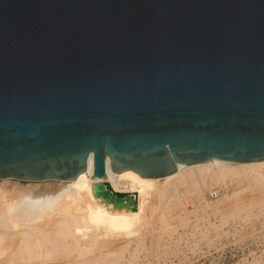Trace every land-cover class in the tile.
<instances>
[{
    "label": "water",
    "instance_id": "95a60500",
    "mask_svg": "<svg viewBox=\"0 0 264 264\" xmlns=\"http://www.w3.org/2000/svg\"><path fill=\"white\" fill-rule=\"evenodd\" d=\"M89 154L90 180L264 160V0H0V179Z\"/></svg>",
    "mask_w": 264,
    "mask_h": 264
},
{
    "label": "bare ground",
    "instance_id": "6f19581e",
    "mask_svg": "<svg viewBox=\"0 0 264 264\" xmlns=\"http://www.w3.org/2000/svg\"><path fill=\"white\" fill-rule=\"evenodd\" d=\"M85 166L88 177L73 181L0 179V264H144L154 251L144 247L143 231L156 224L152 215L162 229L177 221L185 226L199 208L220 221L264 220V160L193 164L157 179L131 170L109 176L106 158V179L90 180L92 154ZM215 187L223 192L208 200ZM176 228L163 232L167 245Z\"/></svg>",
    "mask_w": 264,
    "mask_h": 264
},
{
    "label": "rangeland",
    "instance_id": "374dc122",
    "mask_svg": "<svg viewBox=\"0 0 264 264\" xmlns=\"http://www.w3.org/2000/svg\"><path fill=\"white\" fill-rule=\"evenodd\" d=\"M209 192H206L208 200ZM185 204L186 209H194L193 203ZM205 212L199 208L195 214H189L188 220L183 222L185 226L177 221L176 226L164 229L159 226L157 215L149 217V222L156 224H150L143 230L144 247L154 251L153 255L148 253L144 258V264H264V234H260V222L264 220L261 217L245 224L233 220L220 221L214 218L211 210L206 215ZM174 228L175 235L167 245V235L163 232ZM158 233L163 234L159 241ZM150 236H154L152 242Z\"/></svg>",
    "mask_w": 264,
    "mask_h": 264
},
{
    "label": "built area",
    "instance_id": "2783aa9c",
    "mask_svg": "<svg viewBox=\"0 0 264 264\" xmlns=\"http://www.w3.org/2000/svg\"><path fill=\"white\" fill-rule=\"evenodd\" d=\"M221 191H222V187L213 188V190L211 192H209L210 199L215 200V198H217L220 195ZM260 230H261V228H260Z\"/></svg>",
    "mask_w": 264,
    "mask_h": 264
}]
</instances>
